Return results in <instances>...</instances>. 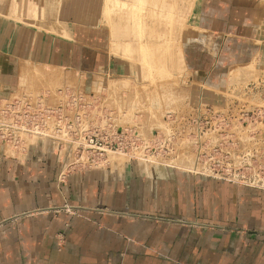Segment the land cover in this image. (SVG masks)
Returning <instances> with one entry per match:
<instances>
[{"label":"crops","instance_id":"1","mask_svg":"<svg viewBox=\"0 0 264 264\" xmlns=\"http://www.w3.org/2000/svg\"><path fill=\"white\" fill-rule=\"evenodd\" d=\"M45 1L0 3V95L18 93L38 68L88 85L132 76V64L112 52L108 0ZM219 3L210 16L202 10L187 58L207 88L225 85L258 54V12ZM125 166L62 180L52 150L35 148L21 162L0 157V264H264V191Z\"/></svg>","mask_w":264,"mask_h":264},{"label":"rangeland","instance_id":"2","mask_svg":"<svg viewBox=\"0 0 264 264\" xmlns=\"http://www.w3.org/2000/svg\"><path fill=\"white\" fill-rule=\"evenodd\" d=\"M120 1L108 0L104 17L112 52L132 64V76L88 85L57 69L27 72L18 93L0 95V157L21 162L35 148L52 150L62 180L141 164L264 191V0H223L258 12V54L211 88L187 58L202 10L210 16L221 0Z\"/></svg>","mask_w":264,"mask_h":264},{"label":"bare ground","instance_id":"3","mask_svg":"<svg viewBox=\"0 0 264 264\" xmlns=\"http://www.w3.org/2000/svg\"><path fill=\"white\" fill-rule=\"evenodd\" d=\"M86 1H87V0H86ZM141 6H142V5H141ZM167 12H168V11H167ZM84 15L86 16V18L89 17V14H88L87 12H85ZM121 24H122V23H121ZM115 27H116V28L114 29L115 33H120V30L125 28V26H123V24H122V26H121V29H120L119 25H117V24H116ZM125 29H127V28H125ZM128 30H129V28H128ZM128 30H127V31H128ZM114 31H113V34H114ZM125 31H126V30H125ZM125 34H126V32H125ZM133 34H134V33H133ZM126 36H127V35H126ZM126 36H125V37H126ZM127 37H129V36H127ZM127 37H126V38H127ZM114 38H115V36H114ZM115 39H116V38H115ZM116 40H118V41H123V40L120 39V38H117ZM126 41H127V40H126ZM116 44H117V43H116ZM118 44H119V43H118ZM131 44H132V43H131ZM133 44H134V43H133ZM123 45H124V44H123Z\"/></svg>","mask_w":264,"mask_h":264}]
</instances>
